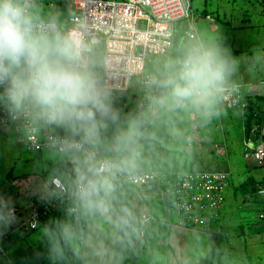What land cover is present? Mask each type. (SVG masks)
<instances>
[{
	"label": "crops",
	"instance_id": "crops-1",
	"mask_svg": "<svg viewBox=\"0 0 264 264\" xmlns=\"http://www.w3.org/2000/svg\"><path fill=\"white\" fill-rule=\"evenodd\" d=\"M39 2L43 3L42 7H35L32 11L36 20L51 19L65 23L73 15L70 0ZM194 44L186 47L176 43L170 59H152L147 72L159 80L152 88L154 90H148L137 80L129 94L113 95L104 91L117 113V119L107 123L94 145H87L95 152L90 158H84L80 153H33L27 147L22 125L11 124L1 128L0 177H25L29 168L35 167L33 178L42 179L40 188L31 189L32 196L28 189L1 190L0 207L9 204L4 214L9 215L13 208L19 212L6 228L1 219L4 215L0 213V253L2 244L11 237L14 242L20 241L21 246L26 247L7 264H31L35 256H39L38 264H264V232L256 218L261 204L246 201L243 206L245 212L241 214V203L237 202L236 195V187L241 188L248 180L262 179L257 170L245 164L248 141L245 113L228 108L221 94L215 93L207 105L157 103L158 98L166 95L167 91L161 87L162 81L175 69L177 60ZM91 61L98 71L101 70L100 53L92 55ZM228 86L231 84L224 81L219 88ZM261 87L263 90L264 86ZM150 93H154L155 98L149 108V100L153 97ZM141 102H146L144 108H140ZM36 121L40 126L41 122ZM44 125L52 132L69 135L63 128ZM130 128L134 135L117 144L121 133ZM254 133L252 130L250 135ZM263 136L256 135L257 140H264ZM215 151L222 168L233 174L234 180L231 179L227 190L225 206L207 227L180 226L178 216L168 209L156 184L142 188L110 175L114 191L108 197L109 215L84 214L78 204L79 222L73 218V222L70 221L77 234L75 252L66 248L62 258L49 256V245L43 237L44 229L54 222L64 221L58 214L53 215L55 219L49 220L42 218L46 216L43 214L36 230L27 228L34 211L42 212L43 208L51 206L48 212H57L58 207H66L60 203L59 193L52 188L51 178L57 176L64 182H73L81 173L82 165L96 158L117 162L133 158V163L124 167L128 171L153 170L170 175L190 170L208 171L206 162ZM207 154V158L202 156ZM196 163L207 168L192 170ZM20 204H24L22 209ZM141 213L156 217L155 222L144 228L143 237L139 226ZM122 220L125 223H121ZM34 231L42 233L39 242L26 244L27 235Z\"/></svg>",
	"mask_w": 264,
	"mask_h": 264
},
{
	"label": "built area",
	"instance_id": "built-area-1",
	"mask_svg": "<svg viewBox=\"0 0 264 264\" xmlns=\"http://www.w3.org/2000/svg\"><path fill=\"white\" fill-rule=\"evenodd\" d=\"M24 3L31 12L33 8H41L43 5L39 0H24ZM70 3L74 12L67 22L51 19H39L36 22L41 28L74 37L83 43L98 86L113 95L132 91L137 80L151 90L159 83L156 76L147 72L152 59H170L178 35L194 41L199 40L193 16V0H70ZM207 19L212 18L207 16ZM180 22H185V25L177 27ZM197 46H201L200 43H195L191 48ZM96 53L101 55L100 71L91 61L92 55ZM262 85L264 86V82ZM252 89H255L254 85L236 84L218 88L215 94L221 93L229 108L245 109L246 98L250 96ZM150 96L153 97L149 100V108L154 104L155 98L154 93H150ZM139 106L144 108L146 102H141ZM11 124H19L25 128L27 147L33 153H80L84 158H90L95 153L94 149L80 144L67 150L64 142L69 135L42 130L34 118L12 120L7 111L0 108V129ZM246 147L251 150L252 159L263 166L264 140L248 139ZM110 162L117 161L96 158L87 164L97 174L108 173L142 188L156 184L168 209L178 216L180 226H209L227 202L231 177L229 172L201 170L167 175L153 170H112L109 167ZM76 181L64 182L60 177L54 176L50 183L55 192L59 193L60 203L67 207L66 211L74 221L79 222ZM252 190L261 204L256 218L264 228V186L252 187ZM50 208L51 206H46L42 212L34 211L31 214L27 223L30 230L39 227V218L47 214ZM18 212L13 208L9 215L14 217ZM155 220L154 215L141 213L139 226L142 237L145 235L144 228Z\"/></svg>",
	"mask_w": 264,
	"mask_h": 264
},
{
	"label": "clouds",
	"instance_id": "clouds-1",
	"mask_svg": "<svg viewBox=\"0 0 264 264\" xmlns=\"http://www.w3.org/2000/svg\"><path fill=\"white\" fill-rule=\"evenodd\" d=\"M228 68L229 62L218 47H193L162 81L161 87L167 91L157 103L207 105L227 79ZM0 106L12 120L34 118L65 129L69 134L64 142L67 150L77 144L94 145L107 123L117 119L107 94L97 84L84 44L41 28L24 0H0ZM132 135L130 128L116 143ZM132 163L129 158L110 162L109 167L116 170ZM76 184L75 196L82 212L107 217L108 197L114 191L111 176L97 174L83 164ZM12 222L9 215L3 227ZM44 235L50 258H62L66 248L75 252L77 234L71 223L54 222L44 229Z\"/></svg>",
	"mask_w": 264,
	"mask_h": 264
},
{
	"label": "rangeland",
	"instance_id": "rangeland-1",
	"mask_svg": "<svg viewBox=\"0 0 264 264\" xmlns=\"http://www.w3.org/2000/svg\"><path fill=\"white\" fill-rule=\"evenodd\" d=\"M193 16L199 40L194 41L178 35L176 43L186 47L195 42L200 43L201 46L218 47L229 62L228 77L225 81L231 86H234L232 85L234 83L257 87L251 90L249 108L245 113L247 138L257 140L256 135L258 137L264 135V106L260 104V101H262L261 94L264 95V88L261 90V86H263L261 83L264 82V0H193ZM207 16L212 19H207ZM181 25H185V22L178 23L177 27ZM252 130L255 133L250 135ZM251 153V150L246 147L245 164L257 170L259 178L262 176L263 180L264 165H258L252 159ZM30 155L32 154L30 153ZM202 156L207 158L209 154ZM210 157L208 162H206L209 168L203 164L196 163L197 166L192 167V170L201 168H207L208 171L226 170L225 167L222 168L223 165L220 163L216 151ZM33 172H36V168L30 167L25 177L11 176L10 178L8 177L9 179L0 177V182L3 181L2 183H4V186L0 183V191L9 188L18 190L22 188V190L28 189L27 192H30L31 194L29 195L32 196L33 192L31 189L33 187L35 189L37 186L40 188V180H42L37 177L33 178ZM231 176V179L234 180L233 174ZM236 188L237 202L245 199L248 202H253V192L245 197V195L239 194L240 187ZM2 194L3 191L0 192V195ZM7 206L0 207V213L4 215L1 217L3 221L9 216L8 213L4 214ZM23 206L24 204H20V209ZM243 212L241 211L240 213L243 214ZM252 214H254V211ZM28 230H30L29 227ZM41 234V231H34L33 234L27 235L26 244H30V242L37 244ZM43 237L48 243L46 236L44 235ZM2 246L0 264L9 263L10 259L17 258V253L21 249H26L24 245L21 246L20 241L14 242L13 237L7 239ZM38 261L39 256H35L31 264H38Z\"/></svg>",
	"mask_w": 264,
	"mask_h": 264
},
{
	"label": "trees",
	"instance_id": "trees-1",
	"mask_svg": "<svg viewBox=\"0 0 264 264\" xmlns=\"http://www.w3.org/2000/svg\"><path fill=\"white\" fill-rule=\"evenodd\" d=\"M250 99H251L250 96L246 98V100H247V106H246L245 109H242L241 107H233V108H230V109H236V110H240L243 113H246L247 110H248V108H249V101H250ZM261 100L262 101H260V104L264 106V95H262V99ZM263 111H264V107H263ZM40 127H41L42 130H48V131H50L43 123H41ZM59 134H61V133H59ZM62 135H65V134H62ZM256 141H258V140H256ZM231 177H230V180H229L230 181V185H231ZM230 185H229L228 188H230ZM241 186L242 187L239 188L240 189L239 190L240 191L239 194H243V195H245V197H247L248 195H250L251 192L254 193V191L252 190V187L259 188V187L264 186V179L263 180L261 179V180H259L257 182H255V181L251 182V180H248L247 182H245ZM253 196H254V198L252 199L253 202L254 203L255 202L259 203L258 200H257L256 195L253 194ZM227 198H228V195H227ZM237 198H238V196H237ZM246 201H247V199L242 200V201H239V203H241L240 206H239L240 211H244L245 212V208L243 209V206L246 203ZM66 208L67 207L60 206V207H58V209H56V211L58 210L57 212H54V210H52V211L48 212V214H46V216H42V218H44L46 220L55 219L53 217V215L58 214L59 218H63L64 221H67V222L71 223L70 221H72V216L66 211ZM68 215H69V217H68Z\"/></svg>",
	"mask_w": 264,
	"mask_h": 264
}]
</instances>
